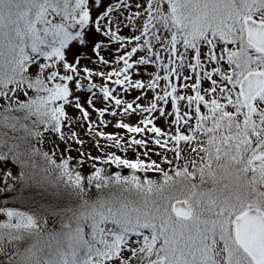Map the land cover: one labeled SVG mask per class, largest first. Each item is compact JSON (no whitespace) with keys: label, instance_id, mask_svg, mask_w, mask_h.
I'll use <instances>...</instances> for the list:
<instances>
[{"label":"snow or ice","instance_id":"snow-or-ice-1","mask_svg":"<svg viewBox=\"0 0 264 264\" xmlns=\"http://www.w3.org/2000/svg\"><path fill=\"white\" fill-rule=\"evenodd\" d=\"M0 264H264V0H0Z\"/></svg>","mask_w":264,"mask_h":264},{"label":"rangeland","instance_id":"rangeland-1","mask_svg":"<svg viewBox=\"0 0 264 264\" xmlns=\"http://www.w3.org/2000/svg\"><path fill=\"white\" fill-rule=\"evenodd\" d=\"M136 94H137V93H133L132 96H134V95H136ZM132 96H129L128 99H131ZM108 131H112V129L110 128V129H108Z\"/></svg>","mask_w":264,"mask_h":264}]
</instances>
